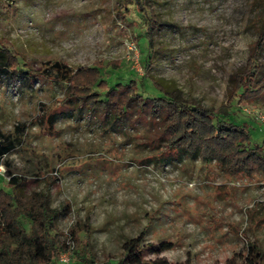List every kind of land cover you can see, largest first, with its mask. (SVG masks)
I'll use <instances>...</instances> for the list:
<instances>
[{
    "label": "rangeland",
    "instance_id": "374dc122",
    "mask_svg": "<svg viewBox=\"0 0 264 264\" xmlns=\"http://www.w3.org/2000/svg\"><path fill=\"white\" fill-rule=\"evenodd\" d=\"M126 1L0 0V38L21 60L18 73L0 72V130L14 142L0 188L11 190L10 171L25 194L49 189L53 207L70 204L58 221L59 263L66 251L71 264L76 259L71 228L87 219L97 264H114L123 236L142 231L149 242L173 244L163 253L171 264H226L249 242L264 263V172L229 174L217 161L168 150L145 116L134 111L113 121L112 113L65 102L67 81L46 75L58 63L102 62L110 86L136 80L147 97L162 94L155 78L190 102L225 108L263 142L264 90L242 97L232 79L257 36L254 0H147L163 21L150 51ZM260 61L264 71V51Z\"/></svg>",
    "mask_w": 264,
    "mask_h": 264
},
{
    "label": "trees",
    "instance_id": "16d2710c",
    "mask_svg": "<svg viewBox=\"0 0 264 264\" xmlns=\"http://www.w3.org/2000/svg\"><path fill=\"white\" fill-rule=\"evenodd\" d=\"M253 4L257 8L253 20L257 36L249 45L245 66L232 75L234 94L242 97L259 95L264 90L260 61L264 51V0H254ZM126 8L128 11L134 9L139 15L150 51L153 36L163 24L162 19L150 9L147 0H127ZM148 56L149 53L143 56L146 62ZM112 63L114 68L119 67V62ZM19 67V55L6 39L0 38V72L18 73ZM103 67L102 62L76 69L58 63L53 74L45 73L67 81L65 102H79L90 110L101 111L106 118L112 113L113 121L123 122L126 115H132L134 111L145 116L149 123L157 125L160 139H166L168 150L217 161L229 174L264 172V141L253 140L247 122L234 121L225 108L190 102L184 98L182 90H166L155 78L152 83L162 93L157 96H144L136 80L110 86L102 77ZM26 73L35 76L31 69ZM13 147V140L0 130V157ZM9 173L7 185L11 190L0 188V264H60L58 254L64 249L65 242L59 238L58 221L70 204L65 202L59 208L53 207L49 189L25 194L21 176ZM22 218L30 222L28 228ZM81 232L88 236L85 241L79 238ZM91 232L89 219L78 221L71 228V235L77 241L76 259L72 264H97L91 251ZM144 234L142 231L136 236H123L121 256L114 264H171L163 253L173 244L149 242ZM262 259L261 248L249 242L247 250L241 249L226 264H264Z\"/></svg>",
    "mask_w": 264,
    "mask_h": 264
},
{
    "label": "built area",
    "instance_id": "2783aa9c",
    "mask_svg": "<svg viewBox=\"0 0 264 264\" xmlns=\"http://www.w3.org/2000/svg\"><path fill=\"white\" fill-rule=\"evenodd\" d=\"M262 119H264V116L260 115ZM5 156L6 154H4L2 157H0V175L3 176V177H7V171L5 169ZM71 237V235H70ZM70 251H66V252H63L61 255H60V263L61 264H71L70 261H71V256H70Z\"/></svg>",
    "mask_w": 264,
    "mask_h": 264
}]
</instances>
